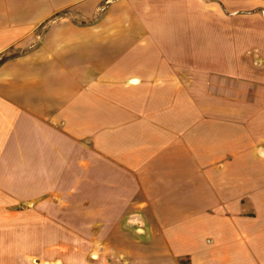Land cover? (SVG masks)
Instances as JSON below:
<instances>
[{"label": "crops", "instance_id": "obj_1", "mask_svg": "<svg viewBox=\"0 0 264 264\" xmlns=\"http://www.w3.org/2000/svg\"><path fill=\"white\" fill-rule=\"evenodd\" d=\"M104 1L0 0V264H264V0Z\"/></svg>", "mask_w": 264, "mask_h": 264}, {"label": "rangeland", "instance_id": "obj_2", "mask_svg": "<svg viewBox=\"0 0 264 264\" xmlns=\"http://www.w3.org/2000/svg\"><path fill=\"white\" fill-rule=\"evenodd\" d=\"M111 1V0H109ZM108 1V2H109ZM106 1L103 0V3H101L99 10H98V14L101 13L105 8H106ZM99 16V15H97ZM67 18L71 21H78V22H87V20H84L83 17L74 9H67L64 11L59 12L58 14L54 15L53 17H51L48 21H58V19L61 18ZM191 92V91H190ZM193 94V95H192ZM227 94L225 93V97L227 98ZM205 97L204 95V91L198 90V91H192V93H188V98L190 99H200ZM195 101V100H194ZM210 108V107H208ZM220 108V107H219ZM240 108V112L245 109V113L241 114L242 115H247L249 113V107L248 106H241ZM221 109V108H220ZM223 109H224V115H225V123L228 124V128L230 129L232 127L233 122L235 121V115L239 112L234 111V106L232 105V103L230 102H226L223 105ZM210 111H207L206 108L205 110H202V106L200 105H188V127L192 130L191 132H194L196 130H199L202 126V123L204 122V120L206 119V117H210L211 118V113H209ZM243 113V111H242ZM261 116L264 115V107H254L253 110V116ZM241 119V117H240ZM254 120V119H253ZM240 130L242 134H247V128H248V121L245 122L243 119L240 122ZM252 125L253 127H257L258 126V122L257 120L252 121ZM250 126V125H249ZM259 226H255L253 227V229H258ZM67 253L70 256L73 257H79L81 259L88 257V251L87 249H81V250H67ZM94 253V251L92 252ZM93 255H96V253H94ZM69 257V256H68ZM91 257V256H90ZM70 258V257H69ZM67 259V257H66Z\"/></svg>", "mask_w": 264, "mask_h": 264}]
</instances>
